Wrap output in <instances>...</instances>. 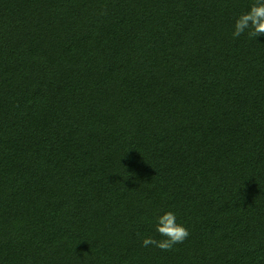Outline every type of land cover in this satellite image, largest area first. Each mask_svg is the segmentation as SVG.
Listing matches in <instances>:
<instances>
[{
  "label": "trees",
  "instance_id": "16d2710c",
  "mask_svg": "<svg viewBox=\"0 0 264 264\" xmlns=\"http://www.w3.org/2000/svg\"><path fill=\"white\" fill-rule=\"evenodd\" d=\"M253 2L0 0V264H264Z\"/></svg>",
  "mask_w": 264,
  "mask_h": 264
},
{
  "label": "clouds",
  "instance_id": "9594fccd",
  "mask_svg": "<svg viewBox=\"0 0 264 264\" xmlns=\"http://www.w3.org/2000/svg\"><path fill=\"white\" fill-rule=\"evenodd\" d=\"M233 29L234 38L245 33L252 38L264 35V0H254L248 10L235 19ZM155 230L162 239L144 237L141 241L143 247L153 246L162 251H169L189 236L187 228L177 222L176 213L172 211H165L155 217Z\"/></svg>",
  "mask_w": 264,
  "mask_h": 264
}]
</instances>
